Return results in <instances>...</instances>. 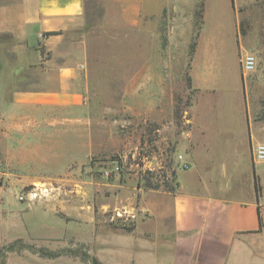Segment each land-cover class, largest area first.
<instances>
[{
	"label": "rangeland",
	"instance_id": "1",
	"mask_svg": "<svg viewBox=\"0 0 264 264\" xmlns=\"http://www.w3.org/2000/svg\"><path fill=\"white\" fill-rule=\"evenodd\" d=\"M88 1L87 23L71 28L90 58L83 146L40 181L0 174V264H139L144 241L171 240L183 166L173 140L185 117H235L244 105L264 114V0H139L147 14L137 27L122 22L126 0ZM244 50L256 58L248 73ZM145 65L153 80L140 97ZM194 171L184 173L193 182Z\"/></svg>",
	"mask_w": 264,
	"mask_h": 264
},
{
	"label": "crops",
	"instance_id": "2",
	"mask_svg": "<svg viewBox=\"0 0 264 264\" xmlns=\"http://www.w3.org/2000/svg\"><path fill=\"white\" fill-rule=\"evenodd\" d=\"M90 3L0 0V174L11 183L40 181L83 146L78 126L90 94V58L86 35L73 37L71 28L87 23ZM121 7L123 23L145 24L141 1ZM105 15H111L108 2ZM257 38L264 40V25ZM190 67L193 72L194 61ZM140 72L141 97L153 79L146 65ZM243 109L235 117L196 110L185 117L173 140L187 168L175 172L171 240L144 241L139 264H264V161L253 154L264 144V114ZM192 168L195 182L185 177Z\"/></svg>",
	"mask_w": 264,
	"mask_h": 264
},
{
	"label": "built area",
	"instance_id": "3",
	"mask_svg": "<svg viewBox=\"0 0 264 264\" xmlns=\"http://www.w3.org/2000/svg\"><path fill=\"white\" fill-rule=\"evenodd\" d=\"M240 65L243 73H248L253 71L256 66V58L254 53H252L251 51L244 50L240 58ZM253 154L256 161H264V144L263 143L257 144L254 148ZM178 158L181 159L180 156H178ZM182 162H183V166H182L183 169L186 167V163L184 161Z\"/></svg>",
	"mask_w": 264,
	"mask_h": 264
},
{
	"label": "trees",
	"instance_id": "4",
	"mask_svg": "<svg viewBox=\"0 0 264 264\" xmlns=\"http://www.w3.org/2000/svg\"><path fill=\"white\" fill-rule=\"evenodd\" d=\"M232 1V0H231ZM56 32H50L48 34H55ZM176 112H178L176 110ZM187 168V166L185 167ZM184 168V169H185ZM254 178H255V191H256V195H257V198L260 196V193H261V187H260V184H259V181H258V178L257 176L254 174ZM257 214H258V219H259V224L261 225L262 224V220H261V216H260V211L259 209L257 210ZM3 256V255H2Z\"/></svg>",
	"mask_w": 264,
	"mask_h": 264
},
{
	"label": "water",
	"instance_id": "5",
	"mask_svg": "<svg viewBox=\"0 0 264 264\" xmlns=\"http://www.w3.org/2000/svg\"><path fill=\"white\" fill-rule=\"evenodd\" d=\"M92 264H100L95 258L92 259Z\"/></svg>",
	"mask_w": 264,
	"mask_h": 264
}]
</instances>
